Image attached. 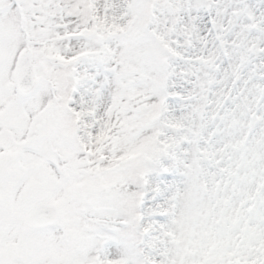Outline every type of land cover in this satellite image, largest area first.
<instances>
[{
  "label": "snow or ice",
  "instance_id": "snow-or-ice-1",
  "mask_svg": "<svg viewBox=\"0 0 264 264\" xmlns=\"http://www.w3.org/2000/svg\"><path fill=\"white\" fill-rule=\"evenodd\" d=\"M0 264H264V0H0Z\"/></svg>",
  "mask_w": 264,
  "mask_h": 264
}]
</instances>
